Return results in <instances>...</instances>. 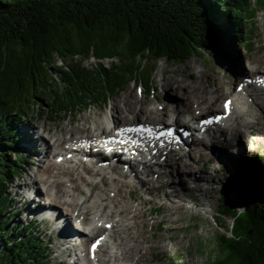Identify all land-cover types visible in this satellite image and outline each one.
<instances>
[{"label": "trees", "instance_id": "16d2710c", "mask_svg": "<svg viewBox=\"0 0 264 264\" xmlns=\"http://www.w3.org/2000/svg\"><path fill=\"white\" fill-rule=\"evenodd\" d=\"M263 10L264 0H0V264H51L35 225L15 222L8 192L28 164L20 123L105 106L129 81L149 90L160 61L222 58L244 40L250 51ZM239 172L241 211L226 195L216 207L233 238L218 236L204 264H264V172Z\"/></svg>", "mask_w": 264, "mask_h": 264}, {"label": "rangeland", "instance_id": "374dc122", "mask_svg": "<svg viewBox=\"0 0 264 264\" xmlns=\"http://www.w3.org/2000/svg\"><path fill=\"white\" fill-rule=\"evenodd\" d=\"M254 21L257 24L249 42L252 44L250 51L246 50L247 41L244 40L241 44L234 43L233 47L228 46L226 49L228 53L222 58L217 57L216 54H203L199 57L194 56L182 64L160 61L156 64L152 82L148 84L149 90L143 84H139L138 80L129 81L123 91L110 99L105 106L99 104L96 108L84 107L79 112L60 115L59 118L51 120L45 116L35 115L34 121L20 123L19 128L22 131L20 133L24 138L22 147L27 150L22 154L26 155L28 164L22 167L18 180L13 181L8 192L15 201L13 209L16 212L15 222L35 225V233L42 237L50 251L51 264H70L76 259L73 253L78 252L77 246H69L61 239L63 235L56 229L53 221H42L35 211L38 206L40 211L47 209L46 193L53 195L57 191L61 192L58 195L60 201L69 204L67 207L60 206L58 212L62 220L66 217L71 230L75 222H71L73 218H70L71 214L65 212V208L78 213L83 207H88L85 216L87 225L83 229L86 233L91 227L88 226V222L103 227L106 226V221H112V224L117 223L112 232L108 230L98 233L101 237L104 235L107 242L115 245L120 243L121 248L135 247L133 241L142 239L143 236L145 241L141 245L137 244L139 247L137 246L136 251L132 252L130 260H122L123 264H167L175 258H180L184 264H204L207 259L217 256L212 242L218 236L233 238L231 217L216 215L217 199L220 195H226L234 209L241 211L242 194L239 187L242 178L239 171L244 166H251L260 170V174L264 172V112H258V107L254 106V108L252 104L250 110L254 113L258 112L259 119L253 118L252 112H242L239 114L241 117L234 115L231 122L227 120L226 122L231 128L238 129L237 133L224 130L219 135L217 132H212L213 141L211 137L207 139L205 135H201V131L193 132L192 138H196L194 147L185 146L186 151L190 152L170 153L164 156L163 161L158 160L157 156H150L151 168L147 169L149 171L147 177L143 175L141 166L130 164L131 170H128V166L115 168L117 173H122L120 171H124V168L127 170L122 177L108 172L105 176L104 174L87 175L79 169L78 173L82 175L84 182L90 183V186L84 185L77 171L64 175L56 173L57 175L55 174L45 183H37L41 195L32 188H26L25 184H30V178L39 175L46 160L44 154L47 151L46 143L39 139V134L42 136L50 134V137L54 134L55 137L67 141L69 138L82 136L87 131H92L94 135L99 131L106 132L112 124L111 121H114L112 114H116L118 122L122 124L161 123L174 128L192 125L189 121L190 110L196 111V114L197 112L203 114L204 118L215 114L222 116V101L227 96L232 98L235 90L237 92L241 90L239 85L244 78H241V75L246 74L249 77L254 76L255 73L256 76L264 75V29L262 28L264 10L256 13ZM243 35L249 37L247 31ZM102 64L107 68L112 62L107 60ZM85 65L89 69L97 65V62L89 60ZM238 74H241L240 77ZM245 89L247 90L246 87ZM247 92L251 93V90ZM212 96L220 98L218 107L213 108L216 111H212L213 113L209 115L208 108L212 106L209 99ZM259 104L264 106V99L260 100ZM244 108L246 109L245 105ZM176 110L181 113L175 114ZM241 118H245L253 126L239 127ZM46 129L50 132L47 133ZM53 140L54 138L51 144ZM228 142L233 145L231 149L221 148ZM210 144H214L213 149L210 148ZM218 153L225 155L226 159L220 158ZM52 158L51 156L49 160L53 162ZM161 162L160 166L158 163ZM183 166L189 168L185 169ZM179 167L185 171H192L193 176L177 174L176 170ZM166 179H170L172 184L166 185ZM194 179L199 181L195 189L192 187ZM146 181H150L148 186L143 185ZM90 194L98 196L90 199ZM30 198L35 201H31ZM125 211L131 214L137 213L138 216L130 220V213L126 214ZM32 215L34 220L30 219ZM93 216H97L100 222H97ZM220 222H223L222 226ZM139 234L141 237H138ZM99 235L94 234L92 239ZM119 236L122 237L121 242ZM106 248H101L100 254H103ZM138 249L140 254L135 253ZM139 255H142L141 259ZM78 259L79 264L84 263L80 256ZM92 263L97 264L96 261Z\"/></svg>", "mask_w": 264, "mask_h": 264}, {"label": "bare ground", "instance_id": "6f19581e", "mask_svg": "<svg viewBox=\"0 0 264 264\" xmlns=\"http://www.w3.org/2000/svg\"><path fill=\"white\" fill-rule=\"evenodd\" d=\"M240 75L241 74H238L239 77H240ZM258 75L260 77L264 78L263 74H258ZM241 76H242L241 78H243V77L244 78H243L242 82H240V85H239V83L237 84V85L241 86V90L239 92H237L235 90L232 98H231V96H227V98L223 99V101H222L223 104L227 103V105H228L227 107H228L230 113H229V116L226 117V120L230 121V122H231V120H233L234 115L237 116V115L241 114L242 112H245V113H251L252 112L253 118H256V119H259L258 112H264V110H263L264 106H261L259 104V101L264 99V91L260 88L257 81L254 82V79L257 77L256 73L254 74V76H251V77L246 76V74L241 75ZM165 87H167V84L165 85ZM245 87L247 88V90L245 89ZM248 90H251L252 94L247 92ZM200 93H201V91H200ZM251 95H254V96H251ZM219 98L220 97L212 96V98L209 99L211 102L210 105H212L209 108H208V106L206 107L209 110V115L211 113H213L214 111H216V109H213V108L218 107ZM250 104H252L253 107L254 106L258 107L259 111L257 113H254L253 110H250V108H252V106ZM237 105H239V106L237 107ZM244 105L246 106V109L244 108ZM217 110H218V108H217ZM187 112H188V110H187ZM195 112L194 111L192 112L191 110H190V112H188L189 118H190L189 121L192 122V125H190L188 127L187 126L181 127L183 129V131L184 130H186V132L189 131L191 133V135H189V137L186 138L183 135H181L182 132H179V131L176 132V134L178 136H181L180 141H178V143L180 144V148H179L178 152H184L185 151L186 153H188L190 151H186L185 146L194 147V144H195L194 142H195L196 138L193 139L192 136H193V134H194L193 132L195 131L196 128L201 129V131L206 135L207 139H209L212 136L211 129L209 128V126L205 125L206 121H209V120L212 121L213 127L217 128V133H219V135L221 133H223L224 130L234 132L233 134L237 133L236 130L238 131V129H236L235 127L231 128L229 123H227L226 121L217 122L215 119H210V118H208L209 120L208 119L205 120L207 117L204 118L203 114L198 113V112L196 114ZM178 113H181V111L176 110L175 114H178ZM115 115L112 114V116H111L114 120L113 121L114 125H118V126L123 125V126H129V127L137 125V124H134V125L122 124L121 122L119 123L118 122L119 120L117 119V117ZM209 115H207V116H209ZM122 122H124V121H122ZM150 125L153 127H158V129H159V126H161V123L160 124H157V123L156 124H146L145 126H150ZM193 125H197V127H195ZM239 125H240L239 127H241V128L242 127L249 128V127L253 126L245 118H241ZM46 130H47V133L50 132V130H48V129H46ZM192 130H194V131H192ZM49 135L46 134V135L42 136V134H39V139L46 143V150L47 151L44 153L46 160L43 162V166L41 167V171H40L39 175L37 177L30 178V180H29L30 184H28V183L25 184V185H27L26 188H29V189L32 188L33 190L36 191V193H40V195H41L42 192H41L40 188L38 186H36L37 183H45L47 180H50L51 178H53L56 173L64 175V174H72L75 171H77L78 177L80 180H82L84 185L90 186V183L84 182L85 180L83 179L82 175H80L78 173L79 169L82 170L87 175H94V176L99 175V176H101L104 174V176H105L106 172H108V173H113V174H119L118 176H121V177L123 176L121 173H117L115 168L118 166L119 167H126L127 163L121 162L119 157H115L114 155H112V157L107 161L106 157L102 155V154H104L103 152H101L102 147L98 144L97 140L95 139L98 135H94L92 133V131H87V132H85L84 135L76 137V138H69V139H67V141H65L64 139L61 140L59 137H55L54 134H52L51 137ZM230 135H232V134H230ZM53 138H54V140H53V143L51 144L50 142ZM210 139H211V141H213V137H211ZM213 146H214V144H210V148L213 149ZM94 147L96 148V152H97L96 154H93L94 153V150H93ZM105 147H107L108 150H111V149H113V144L107 143V145H105ZM232 147H233V145L229 142L225 143L223 146H221V148H229V149H231ZM164 151H167L165 155L170 154V153L172 154L173 152H175L172 148H170L169 150L165 149ZM162 155H164V154H162V153L157 154V157L159 158L158 160H161V161L164 160L165 155L164 156H162ZM218 155L220 158L226 159L225 155H223L221 153H218ZM51 156L53 157L52 158L53 162L51 160H49V158ZM128 162L129 163L133 162L134 166H136V167L141 166V171L144 172L143 175H145V176L149 172L147 169L151 168L150 161L144 157H143V159L141 158L140 161L137 158H135L133 160L129 159ZM105 163H107V164H105ZM158 164L161 166L162 162L158 163ZM183 168L188 169L189 167L183 166ZM183 168L179 167V169L176 170V173L177 174L183 173V174H185V176L186 175L187 176L188 175L193 176L194 173L192 171H188V170L185 171V169H183ZM128 170H129V168H128ZM161 174H162V176L166 177L165 174H163V173H161ZM198 182H199L198 179H194V182L192 183L193 189L197 188V186L199 185ZM148 183L150 184V181H146V183L143 185L148 186L149 185ZM169 184L170 185L172 184L171 180L166 179V185H169ZM75 189H76V187H75ZM60 193H61L60 191H57V193H54L53 195L46 193L45 204H49L50 207L48 209H43L44 211H42V210L40 211V206H38L35 211H37V215L41 218L42 221L43 220H51L54 222V225H56V229L59 230V232L63 235L61 239L64 242H66L68 244H74L78 247L77 251L79 253H77V254L82 257V261L85 262L84 264H93L92 261H90L91 259L88 258L89 254H91L93 256V259L96 261L97 264H123V263H121V262H123L122 260H125V261L130 260L131 256L133 255L132 252L136 251L135 249H137L139 247L137 244L141 245V243H143L145 241L143 239V236L141 237L139 234L138 237H141L142 239H138V240L133 241L136 244L135 247L134 246L133 247L127 246V247L121 248L120 243L115 245V244H112L111 242H107L104 239V235L102 236L103 237L102 238L101 235H99V234H101L105 231H108V230H109V232H112L113 229L117 225V223L112 224V221H106L105 223L107 225L103 226V227H101L100 225H99L100 226L99 227L96 224L92 225V223L89 222L88 226H91V227L89 229V232H88L89 234H88V233H85L82 228L79 229L80 230L79 233L74 232L75 231L74 225L78 226V224H80L79 223L80 221L72 220L75 222V224L72 225V230H73L72 231L70 228L71 226L69 227L68 223L66 222V217L65 218L63 217V220H62V216H60V212H58V209L60 206L61 207L69 206V204H67L66 202L60 201V197L58 196ZM132 193H133V191L131 190L130 191L131 196H132ZM96 196H98V195L97 194L96 195L90 194V199H94ZM30 199H31V201L34 200L32 198H30ZM98 201H101V200H98ZM82 204H83V202L81 203V205ZM88 209H89L88 207L87 208L83 207L81 209V211L79 210L80 212L78 211V213H76V212L74 213V210L72 211V210H69V208L68 209L65 208V212L67 214L68 213L71 214L70 216H75L76 219H77V217L80 219L82 218L81 221L86 222L85 216L88 212L87 211ZM125 212H126V214L130 213L127 211H125ZM130 215H131L130 220H134L138 216L137 213H133V214L130 213ZM93 218L96 219L97 222H100V219H98L97 216H93ZM84 225H86V224H84ZM115 232H116V230H115ZM81 234H82V237L80 238ZM94 234L99 235V236H95V238L99 241V246L97 249H93V247H92V243L94 240L91 241V239L94 237ZM120 234H122V233H120ZM117 236H118V234H117ZM99 237H100V239H99ZM118 238H120L119 241L121 242L122 237L119 236ZM123 239H125V237H123ZM130 239H133V238L130 237ZM78 241H79V244H78ZM81 241L82 242L84 241L83 245H82V243L80 244ZM104 247H107L106 248L107 250H105L103 254H100L101 248L103 249ZM152 247H153V245H152ZM135 253L140 254V250L138 249L137 252H135ZM75 254L76 253H74V256H76ZM69 256L71 257V254ZM139 256H140L139 258L141 259L142 255H139ZM71 264H79L77 257H76V259H74V261H72Z\"/></svg>", "mask_w": 264, "mask_h": 264}, {"label": "snow or ice", "instance_id": "6c2138e0", "mask_svg": "<svg viewBox=\"0 0 264 264\" xmlns=\"http://www.w3.org/2000/svg\"><path fill=\"white\" fill-rule=\"evenodd\" d=\"M227 103L225 104V107L227 108ZM123 131H128V132H144V131H148L149 133H151L150 129H144V128H129V129H124ZM168 135H171V132L167 133ZM99 243V241H97V244ZM93 247L95 248L96 245H93Z\"/></svg>", "mask_w": 264, "mask_h": 264}]
</instances>
